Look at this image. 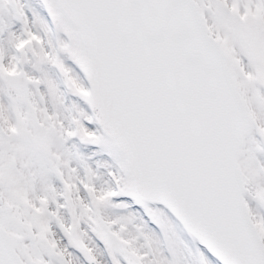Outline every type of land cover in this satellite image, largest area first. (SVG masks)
Listing matches in <instances>:
<instances>
[{"label": "snow or ice", "instance_id": "6c2138e0", "mask_svg": "<svg viewBox=\"0 0 264 264\" xmlns=\"http://www.w3.org/2000/svg\"><path fill=\"white\" fill-rule=\"evenodd\" d=\"M0 264H264V0H0Z\"/></svg>", "mask_w": 264, "mask_h": 264}]
</instances>
